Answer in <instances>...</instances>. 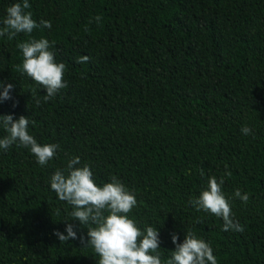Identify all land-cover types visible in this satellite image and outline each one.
<instances>
[{"label": "trees", "instance_id": "obj_1", "mask_svg": "<svg viewBox=\"0 0 264 264\" xmlns=\"http://www.w3.org/2000/svg\"><path fill=\"white\" fill-rule=\"evenodd\" d=\"M14 2L22 0H0V22ZM29 3L37 23L52 25L31 37L54 42L68 87L44 102L46 90L17 71V44L30 37H0V93L14 86L0 116H26L38 143L60 146L46 166L29 148L0 149V264H98L89 226L50 187L74 156L98 185L116 176L135 192L131 216L158 228L162 260L175 250L172 234L182 243L193 231L217 264H264V0ZM226 171L223 191L243 233L188 203ZM68 224L77 238L62 243L54 232L67 235Z\"/></svg>", "mask_w": 264, "mask_h": 264}, {"label": "clouds", "instance_id": "obj_2", "mask_svg": "<svg viewBox=\"0 0 264 264\" xmlns=\"http://www.w3.org/2000/svg\"><path fill=\"white\" fill-rule=\"evenodd\" d=\"M30 8L29 0L12 3L6 10V18L0 22V37L7 36L12 40L19 33L30 37L17 44L23 56L22 65H17V71L26 74L46 90L43 100L47 102L68 87L64 80L67 66L64 62H57L56 53L52 50L54 42L44 37H31L35 29H50L52 25L48 20L37 23L31 11H28ZM95 20L100 22L101 17L97 16ZM89 59L86 55L81 56L77 63H86ZM2 85L3 82L0 81V86ZM13 87L9 83L3 88L0 101L11 99L10 90ZM40 103L37 98V106ZM30 124L34 125L35 121H30L23 115L16 120L12 115L0 116V126L7 133L0 138V149L7 151L14 144L29 148L37 163L46 166L55 157L60 146L56 143H38L29 131ZM241 132L244 135L253 134L248 126L242 127ZM201 175H204L202 170ZM231 175L230 171H226L219 179L214 175L210 176L206 188L188 203L197 211L202 210L222 218L223 231L243 233L244 226L235 219L231 201L223 191L225 177ZM50 187L59 200L72 206V218L89 226L87 235L90 239L87 246H91L99 255L98 264H217L211 243L199 238L193 231H187L182 243H178V236L172 234L175 250L171 251L170 258L162 260L158 228L145 226L141 229L139 222L131 216L138 203L135 192L129 190L116 176H112L110 182L98 185L92 166L89 163L82 164L79 156L71 157L65 169L55 170L50 177ZM234 196L244 203L250 198L239 189ZM65 231L67 235L54 232L62 243L77 238L72 224H68ZM80 239L83 242V237Z\"/></svg>", "mask_w": 264, "mask_h": 264}]
</instances>
